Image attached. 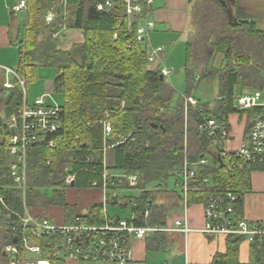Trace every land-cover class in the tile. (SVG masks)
Listing matches in <instances>:
<instances>
[{"label":"trees","instance_id":"trees-1","mask_svg":"<svg viewBox=\"0 0 264 264\" xmlns=\"http://www.w3.org/2000/svg\"><path fill=\"white\" fill-rule=\"evenodd\" d=\"M58 1L27 0L24 38L18 42L16 71L25 79V86L36 75L37 66L53 67L57 73L54 91L64 96L62 127L48 137L54 140V147L43 145L30 150V209L38 210L36 204L41 203L44 207H63L69 212L67 217L79 213L67 202L66 190L72 185L66 179L75 174L74 187L78 189L92 188L94 181L100 185L105 155L110 170L143 174L135 210L143 214L148 206L150 216L139 224L165 228L169 217L183 207L184 198L179 189L169 187L168 180L178 176L186 153L196 161L212 146L211 139L198 128L203 118L227 119L231 113L248 112L252 119L255 113L264 111L242 110L236 104L238 88L264 91V28L258 27L240 0L236 24L229 22L222 0H190L194 31L186 52V90L178 93L162 77L161 69L149 68L148 47L136 36L142 20L128 17L123 0H113L114 6L103 10L97 5H105L106 0H67L66 19L65 8ZM51 9L56 10L57 21L48 24L45 17ZM63 19L68 28L84 31V41L69 50L59 49L52 35ZM44 33L43 39L38 40V35ZM217 53L223 54L218 68L213 64ZM213 76L219 78L220 85L214 103L209 105L199 99L198 106L187 103L186 98L194 97L197 85ZM23 96L18 81L12 89L0 83V98L5 99L0 129H4L7 118L21 112ZM106 117L113 131L105 138L100 121ZM128 134L130 139H121ZM8 152L9 133L5 130L0 138V196L7 207L0 203V257L4 256V246L14 243L20 234V229L13 228L18 227L19 214L24 210L22 193L11 175ZM237 161L220 160L214 154L209 164L200 165L190 184L187 204L204 203L213 193L234 190L241 196L236 212L243 217L244 193L251 188V181L250 174L237 167ZM207 178L211 184L205 182ZM149 184L163 187L165 200L156 201L155 188L147 189ZM89 209L104 221L102 205L93 204ZM167 237L166 231L153 232L146 239L147 248L163 249ZM225 239L226 251L217 252L212 264H264V245L252 244L251 260L242 262L240 246L244 238L230 235ZM40 244L43 258L52 264L59 262L48 243Z\"/></svg>","mask_w":264,"mask_h":264},{"label":"built area","instance_id":"built-area-1","mask_svg":"<svg viewBox=\"0 0 264 264\" xmlns=\"http://www.w3.org/2000/svg\"><path fill=\"white\" fill-rule=\"evenodd\" d=\"M156 0H123L126 13L131 20L140 18L143 24L137 29V40L145 43L150 38V32L155 27V21L150 14ZM63 5L64 15L67 16V0H60ZM113 0H106V4H98L97 8L113 7ZM27 8V0H21L13 10L24 11ZM48 24L57 21V12L51 9L46 14ZM60 26L66 28L65 20ZM53 37L60 36V31H54ZM117 36V35H115ZM162 48H153L148 53L149 64L155 62ZM167 67L162 69L163 76H169ZM6 76L14 75L23 89V104L21 112L11 115L4 122V129L9 133V156L11 163V175L18 189L22 193L23 213L19 214L20 223L14 231L20 229L17 235L18 241L4 246L3 252L10 259V264H51V261L43 258V247L41 242L48 243L52 247L54 258L57 261L71 262H110L113 264H136L134 260L135 241L146 239L155 231L189 233L192 231L187 219L177 216L172 223L165 228H158L148 223L139 224L142 219L148 220L150 208L145 207L143 214L135 208L138 206L137 197L120 195L125 189L135 188L143 180L141 172H128L125 170L114 171L107 168L106 156L104 155V171L102 183L93 182V188L101 189L102 216L100 221L95 213H77L71 221L63 224L55 223L44 211L33 214L28 202L30 168V150L36 146L48 145L54 147V140L48 139L62 127V107L59 104L49 103L44 96L36 97L34 100L28 98L25 79L20 77L16 69L5 67ZM6 89L15 87V83L6 80ZM187 102L198 106L199 100L188 97ZM236 104L242 110L262 108L264 110V91L255 90L246 94H236ZM202 111V109H200ZM108 117V114H107ZM101 119L105 138L112 131L113 126L108 118ZM4 129L2 132L4 134ZM201 132L210 139L216 154L221 160L237 159V167L247 171L248 175L256 168L264 169V111L254 114L251 122L248 139L238 150L229 151L226 143L231 138V129L226 118L204 117L199 124ZM106 151V148H105ZM197 164H207L202 158L199 162L192 161L186 153L177 185L183 191V201L187 205V194L190 190L192 180L197 176ZM75 174H69L66 183L72 185ZM205 182L210 183L209 179ZM240 194L234 190L218 191L210 195L204 202L205 225L201 230L208 235L230 236L237 235L244 238L251 245H264V222H251L247 218L239 217L236 207ZM0 203L7 207L3 196ZM119 204L127 207L130 211L127 217H111L103 214L105 206Z\"/></svg>","mask_w":264,"mask_h":264},{"label":"crops","instance_id":"crops-1","mask_svg":"<svg viewBox=\"0 0 264 264\" xmlns=\"http://www.w3.org/2000/svg\"><path fill=\"white\" fill-rule=\"evenodd\" d=\"M1 1L3 2V6H1L2 8L0 7V83H3L4 85L5 80L7 79L14 83L17 81L15 77L14 80H12L10 78L11 75L6 76L5 71L3 70H5V67L11 66L3 63L2 59L5 58L8 51H11L12 47L18 48V42L21 40L19 37L22 28L24 27V19L18 17V12L13 10L21 0H0V2ZM155 2L154 5L156 6H153L150 14L151 18L155 21V27L151 30L150 38L145 44L147 45L149 52L153 48L158 47L162 48V50L159 52L155 62L149 64V68L152 70H162L164 67H167L171 71V63L169 62V59L174 56L172 57L173 61L177 62V65L184 69L185 83L187 45L194 31V27H192V17L189 19L187 12V10H190L191 14L190 0H156ZM20 12L24 15V11H19V13ZM61 22L62 21L59 23L58 29L60 31V36L56 38L57 47L59 49L69 50L74 44L82 43L84 41V31L82 29L68 28L67 24L66 28H63V26H60ZM171 46L172 48H170ZM180 50L183 51L181 56L180 53L178 55ZM176 51L177 55L174 54ZM222 59L223 54L218 53L213 61L216 68L221 66ZM4 76L5 80L3 81L2 78H4ZM166 81L174 85V80L171 75ZM252 91L255 90L243 87L238 88L237 93L246 94ZM4 107L5 99L0 98V112H3ZM227 120L231 129V138L226 143V146L229 151H235L240 149L247 141L249 135L247 131L250 129L254 116L250 119L248 112L244 114L231 113L227 117ZM216 153L215 150L211 151L209 148V150L200 155L195 162H199L200 159L205 158L207 164H209ZM200 165L201 164H197L196 168ZM179 176L180 175L178 174L175 179H179ZM250 181L251 188L244 193V217L251 222H264V169H254L250 174ZM211 183L212 182L210 181L209 184ZM83 190L75 188L74 186L69 187L66 190L68 204L75 206L76 211H80L79 213L86 212L93 204H100L103 195L99 188L92 187ZM179 190L182 194L183 191L181 187ZM42 211L58 224L71 221L75 215L69 216L70 219H68L69 217L67 216L69 212L59 206H50L45 209L39 208L38 210L32 211V213L38 214V212ZM177 216H184L192 231L187 234L181 232H168V242L165 244V247L161 249L163 252H168L169 257L167 258V264H212L213 257L217 252L226 251V239L224 236L208 235L201 231L205 225L204 203H197L189 206L188 204L185 205L183 201V207L178 208L172 217H169V223L171 224ZM146 239H138L135 241L134 260L136 264H148L152 259V252L157 251L153 249L149 250L147 248ZM4 256L6 255L4 254ZM251 258V244L245 240L240 246V259L242 262H248Z\"/></svg>","mask_w":264,"mask_h":264},{"label":"rangeland","instance_id":"rangeland-1","mask_svg":"<svg viewBox=\"0 0 264 264\" xmlns=\"http://www.w3.org/2000/svg\"><path fill=\"white\" fill-rule=\"evenodd\" d=\"M58 2H60V1H58ZM2 3L3 2L1 1L0 7L3 6ZM240 4L244 7H246V10L248 11V13L257 22L258 27L264 28V0H240ZM154 6H156V5H154ZM187 12H188V18L190 19L191 18L190 10H187ZM18 17L24 19V15L22 14V12H20V13L18 12ZM43 35H45V33L39 34L38 40H42L44 37ZM22 38H24V27L22 28L19 39H22ZM180 45H181V43H180ZM178 47H181V46H178ZM170 48H172V46ZM182 52L183 51L180 50L178 52V55L180 53V56H181ZM174 54L177 55V51ZM217 55H218V53L216 54V56ZM172 57H174V56H172ZM172 57L169 59V62L171 63L170 75L174 80L173 86L177 89L178 93H184L186 90V85L184 83V71H183L184 69H183V67H180L179 65H177V62H174ZM2 60H3L2 62L5 63L6 65L11 66L12 68L16 69L18 66V62H19V50H18V48L12 47L11 51H8L5 55V58ZM183 63H184V61H183ZM183 63H182V66H183ZM3 71H5V70H3ZM56 75H57L56 69L53 67L37 66L36 75L33 78H29V81L26 85L28 98L32 101L36 97L44 96L46 101H48L49 103H55V104L62 105L64 102L63 94L54 91V88H53V82H54ZM170 75L165 77L166 80L169 79ZM2 76H3V74H2ZM10 78L12 80H14V75H11ZM2 79L4 81L5 76ZM219 92H220L219 78L216 76L215 77L213 76L211 78H208L207 80L203 79L197 85V87L194 89L192 94L194 97H196V99L201 100L203 103L212 105V103H214V100L217 97V95L219 94ZM186 102H187V100H186ZM187 103H189V102H187ZM187 120L188 119L186 117V123H187ZM186 128H187V124H186ZM2 137H3V132H2V130H0V138H2ZM121 139L126 141V140L130 139V135L128 134ZM132 139L134 140L135 138H132ZM210 149H211V151H214V150L216 151V149H214V147H212V146L210 147ZM114 171H116V170H114ZM168 184H169L170 188L180 189V187H181L179 185H178L179 187L176 185L175 177H170V179L168 180ZM140 186L141 185L139 184L135 188L122 190L120 192V195H126V196L129 195V196H133V197H139L141 195V190L138 189V188H140ZM153 188H155V189H153ZM147 189H153L154 192H156L155 193V197H156L155 200L156 201L160 202V201L165 200L166 196H165V194L162 193V191L164 190L163 187H157L156 184H149V185H147ZM81 190H83V189H81ZM83 191H85V190H83ZM36 206L40 209L46 208L41 203H37ZM129 213H130V211L127 209V207L121 206L119 204L109 203L108 205L105 206V209H103V214H108L111 217H116V216L126 217L129 215ZM171 217L172 216H170V218ZM1 232H2V226L0 225V246L2 244ZM168 257H169L168 252H163L161 250L153 251L152 252V259L148 264H167V262H168L167 258ZM0 264H10V259L6 256L0 257ZM55 264H113V263H110V262H88V261H83V262H79V263H77V262L72 263V262H68V261H66V262L65 261H61V262L59 261V262H56Z\"/></svg>","mask_w":264,"mask_h":264},{"label":"water","instance_id":"water-1","mask_svg":"<svg viewBox=\"0 0 264 264\" xmlns=\"http://www.w3.org/2000/svg\"><path fill=\"white\" fill-rule=\"evenodd\" d=\"M223 5L227 8V13H228V18H229V22L232 24H236L238 23V19L236 17V9H237V0H222ZM162 77H164L162 75ZM153 127L157 128V127H162L161 125L158 124H153ZM75 185V182L72 183V186ZM18 241V237L16 236L14 238V242Z\"/></svg>","mask_w":264,"mask_h":264},{"label":"bare ground","instance_id":"bare-ground-1","mask_svg":"<svg viewBox=\"0 0 264 264\" xmlns=\"http://www.w3.org/2000/svg\"><path fill=\"white\" fill-rule=\"evenodd\" d=\"M102 197H103V195H102ZM101 202H102V199H101ZM100 205H102V203H100ZM88 212H90V209H88L86 212H82V213H88Z\"/></svg>","mask_w":264,"mask_h":264}]
</instances>
